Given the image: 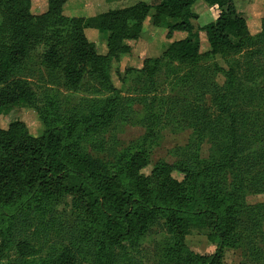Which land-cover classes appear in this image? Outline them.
I'll return each mask as SVG.
<instances>
[{
    "label": "rangeland",
    "instance_id": "obj_1",
    "mask_svg": "<svg viewBox=\"0 0 264 264\" xmlns=\"http://www.w3.org/2000/svg\"><path fill=\"white\" fill-rule=\"evenodd\" d=\"M3 1L0 68L13 45V32L2 12ZM235 2L250 34L242 40L240 51L222 49L214 55L201 34L204 55L181 63L167 53L172 41L167 39L163 23L172 20L161 17L156 20L158 26L154 25L155 9L142 0H70L63 12L67 20L117 9L133 8V12L124 27L117 26L113 32L94 27L85 31L105 63L100 65L103 72L91 70L77 90L66 86L61 69L45 64L44 46L18 60L11 77L28 81L35 101L28 108L0 116V139L12 146L24 139L37 143L50 126L58 127L65 130L76 154L90 156L113 171L130 167L134 154L142 152L147 165L139 169V175L144 177H150L161 163L193 170L197 160L212 155L222 158L230 153L226 145L231 138L264 141V0ZM197 5L193 7L199 15L193 21L195 30L218 16L204 1ZM30 10L34 15L45 13L47 0H31ZM140 23L141 32L127 37V32ZM65 24L56 30L65 34ZM182 38L176 35L173 40ZM231 39L240 42L236 36ZM149 67L154 68L152 75ZM15 122L23 129L11 136L1 135ZM243 149L244 176L258 170L264 173V150L253 146ZM173 176L178 181L184 179L178 171ZM238 186L249 188L242 182ZM246 190L241 193L249 194ZM245 201L253 206L264 203V194L250 193ZM145 223L126 241L103 236L98 223L82 217L71 193L49 188L19 213L0 219V264H54L66 254L72 255L76 264H191L195 256L208 257L217 249L206 226L194 225L183 249L176 245L164 215H150ZM262 229L264 232V220ZM240 233L243 242L226 248L223 261L264 264V240L258 237V229L242 226ZM23 245L27 247L24 252L20 249ZM257 251L258 256L254 254Z\"/></svg>",
    "mask_w": 264,
    "mask_h": 264
},
{
    "label": "trees",
    "instance_id": "obj_2",
    "mask_svg": "<svg viewBox=\"0 0 264 264\" xmlns=\"http://www.w3.org/2000/svg\"><path fill=\"white\" fill-rule=\"evenodd\" d=\"M69 1L47 0V11L41 15L32 14L31 0L3 1L2 12L13 32V45L0 68V116H7L17 108H28L35 101L29 82L10 74L29 51L44 46L45 64L51 69H61L66 86L72 90L82 85L91 70L103 72L100 65L105 61L97 54L85 31L94 27L100 32H113L117 26L124 27L133 8L67 20L63 12ZM118 1L106 0L107 3ZM198 1L213 6L218 16L195 30L193 21H197L199 15L193 7ZM148 6L155 9L154 25L158 26L156 20L161 17L172 20L163 23L166 37L172 41L167 53L181 63L204 55L201 34L205 35L214 55L222 49L239 52L242 40L250 35L246 19L237 13L235 0H151ZM63 24L67 26L65 34L56 30ZM141 29V23L136 24L126 36L134 38ZM176 35L183 38L173 40ZM231 36L238 37L240 42L234 43ZM147 69L152 75L154 68ZM21 129L22 124L15 122L1 135L11 136ZM250 138H231L226 145L229 154L219 159L212 155L207 160H197L196 169L161 163L150 177L139 175V169L147 165L142 152L134 154L130 167L113 171L90 156L76 154L67 133L58 127L50 126L37 143L24 139L12 146L0 139V219L19 213L49 188L59 193L67 191L74 196L82 217L98 223L103 236L129 240L137 230L144 228L148 216L162 214L179 248L185 249L184 239L194 225L210 230L216 251L208 257L195 256L191 264H227L223 261L224 251L243 242L242 226L258 229V237L264 240V203L253 206L245 201L250 193L264 194L263 171L244 176L243 147L264 150V141L254 139L249 143ZM174 171L184 175L183 181L174 178ZM238 182L249 188L238 186ZM245 190L249 194L241 193ZM20 249L24 252L27 247L23 245ZM254 254L258 256L260 251ZM54 264L76 262L72 255L66 254Z\"/></svg>",
    "mask_w": 264,
    "mask_h": 264
},
{
    "label": "crops",
    "instance_id": "obj_3",
    "mask_svg": "<svg viewBox=\"0 0 264 264\" xmlns=\"http://www.w3.org/2000/svg\"><path fill=\"white\" fill-rule=\"evenodd\" d=\"M104 2H106V0H104ZM139 2H136L134 5H137ZM142 2L146 3L147 5H150L151 4V0H144V1L142 0ZM197 3H195V5H197ZM195 5H194V7H195ZM199 5H203V4H199ZM199 5H197V6H199Z\"/></svg>",
    "mask_w": 264,
    "mask_h": 264
}]
</instances>
